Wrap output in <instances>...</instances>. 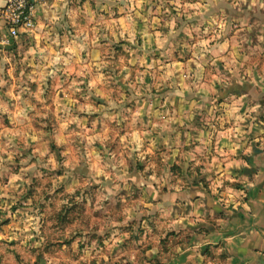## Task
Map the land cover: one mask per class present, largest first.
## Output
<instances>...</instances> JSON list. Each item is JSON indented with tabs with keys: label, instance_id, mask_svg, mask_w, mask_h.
Listing matches in <instances>:
<instances>
[{
	"label": "rangeland",
	"instance_id": "1",
	"mask_svg": "<svg viewBox=\"0 0 264 264\" xmlns=\"http://www.w3.org/2000/svg\"><path fill=\"white\" fill-rule=\"evenodd\" d=\"M151 1L57 0L48 36L0 54V264H171L190 238L211 262L223 257L205 237L244 185L216 175L200 147L210 126L230 124L231 55L214 52L234 37L213 38L209 23L200 33L186 0ZM30 63L46 66L41 83L24 79ZM253 89L260 127L264 88ZM13 103L25 112L14 123ZM172 206L189 232L162 230Z\"/></svg>",
	"mask_w": 264,
	"mask_h": 264
},
{
	"label": "crops",
	"instance_id": "2",
	"mask_svg": "<svg viewBox=\"0 0 264 264\" xmlns=\"http://www.w3.org/2000/svg\"><path fill=\"white\" fill-rule=\"evenodd\" d=\"M30 1L34 3L35 7L36 30L29 32L20 30V36L15 40V43L6 47L3 45V40L8 38V32L7 29H4L0 38V54L6 50L8 53L14 52L19 41L32 39L33 35L39 37L50 34L46 27L47 22L51 20L47 14V8L52 3H58L57 0ZM134 2L141 5L157 4L156 1L151 0H134ZM184 7L186 21L193 22L191 26L199 29L200 33L203 31L204 25L209 23L211 26L208 28L215 33L213 38L228 34H232L231 38L234 37V47L231 46L232 41L227 39L216 44L214 52L216 57L219 54L231 55V58L227 59L226 57L224 60L227 59L225 68L234 71V98H231V100L234 99V109H232V104L231 108L228 105V110L221 114L222 118H224L223 116L230 118V124L226 125L223 121L224 123H220L218 126H210L212 139L209 138L205 144L202 143L200 151L207 159L205 164L211 166L216 175L221 176V179L225 177L230 181L239 182L244 185V188L231 189L228 197L224 198L229 202L226 211L232 214L231 217L227 221L217 222L220 228L214 234L205 237V245L212 244L215 250L217 248L215 246H219L218 253L223 254L221 260L218 262L208 260L200 251V246L204 243H193L191 241L194 239L190 238L188 244L177 251L174 256L176 258L171 261V264H263L264 108L262 125L258 127L255 123V109L250 101L253 102L254 86L264 88V58L260 61L261 65H255L251 56L255 51L259 52V48L260 54L264 56V0H186ZM56 18L60 20L61 16H56ZM195 22L198 24H194ZM142 30L147 31V28L143 27ZM256 38H259L263 45H258L253 49L250 43ZM29 66H31L30 72H24V79L41 83L40 74L44 76L46 66L43 67L37 63H30ZM39 70L40 74H36ZM1 99L5 101V99ZM13 105L17 110H10L8 113L12 123L15 122L19 114L25 115V112L19 109L18 104L13 103ZM0 108L2 113L8 111L5 103L1 100ZM260 129L263 131L259 139L261 145H257L255 135ZM204 134L206 133H201V135ZM243 195L248 197L245 202L240 201ZM173 210V206L168 208V213L166 212L168 222L162 230L172 232L175 229H182L183 232H189L191 230L189 219L186 220L185 217L182 219V222L186 221L184 223L189 227L186 225L181 227L177 223L178 214L172 212ZM171 213L175 214L173 219L176 223L172 222Z\"/></svg>",
	"mask_w": 264,
	"mask_h": 264
},
{
	"label": "built area",
	"instance_id": "3",
	"mask_svg": "<svg viewBox=\"0 0 264 264\" xmlns=\"http://www.w3.org/2000/svg\"><path fill=\"white\" fill-rule=\"evenodd\" d=\"M33 7L30 0H0V38L4 29L12 38L18 37L22 29L31 30L35 26Z\"/></svg>",
	"mask_w": 264,
	"mask_h": 264
},
{
	"label": "clouds",
	"instance_id": "4",
	"mask_svg": "<svg viewBox=\"0 0 264 264\" xmlns=\"http://www.w3.org/2000/svg\"><path fill=\"white\" fill-rule=\"evenodd\" d=\"M139 150V143L137 142V144L134 146L133 151H138ZM11 157H9L10 159Z\"/></svg>",
	"mask_w": 264,
	"mask_h": 264
},
{
	"label": "water",
	"instance_id": "5",
	"mask_svg": "<svg viewBox=\"0 0 264 264\" xmlns=\"http://www.w3.org/2000/svg\"><path fill=\"white\" fill-rule=\"evenodd\" d=\"M263 263V262H262ZM264 264V263H263Z\"/></svg>",
	"mask_w": 264,
	"mask_h": 264
}]
</instances>
